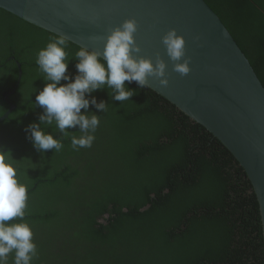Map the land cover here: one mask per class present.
<instances>
[{"label": "trees", "instance_id": "trees-1", "mask_svg": "<svg viewBox=\"0 0 264 264\" xmlns=\"http://www.w3.org/2000/svg\"><path fill=\"white\" fill-rule=\"evenodd\" d=\"M204 1L264 87V0ZM54 36L0 9V116L15 106L0 122V145L28 187L32 264H264L259 206L244 171L149 88L126 81L136 94L122 103L107 89L93 93L109 105L103 113L90 106L100 119L90 148L74 150L78 128L63 136L55 122L45 130L63 148L33 147L24 129L38 122L43 110L33 102L45 85L36 54ZM77 48L68 44L69 58Z\"/></svg>", "mask_w": 264, "mask_h": 264}, {"label": "water", "instance_id": "water-1", "mask_svg": "<svg viewBox=\"0 0 264 264\" xmlns=\"http://www.w3.org/2000/svg\"><path fill=\"white\" fill-rule=\"evenodd\" d=\"M0 9L45 32L64 35L75 46L99 52L102 37L135 18L140 55L154 60L159 53L167 64V87L149 77L146 88L201 125L232 154L256 196L264 249V87L204 0H0ZM173 28L185 38L186 57L191 58V71L185 76L172 70L161 42ZM17 67L15 87L22 76ZM14 108L10 105L0 122Z\"/></svg>", "mask_w": 264, "mask_h": 264}, {"label": "clouds", "instance_id": "clouds-1", "mask_svg": "<svg viewBox=\"0 0 264 264\" xmlns=\"http://www.w3.org/2000/svg\"><path fill=\"white\" fill-rule=\"evenodd\" d=\"M137 31V20L129 18L111 29L106 38H101L102 52L80 46L69 58V41L60 34L50 38L37 52L35 62L44 74L45 85L33 103L43 111L38 122L27 125L24 130L38 152L63 148L61 140L45 130L53 122L63 136H68V129L78 128L81 135L70 137L74 150L92 146L100 119L89 110L90 106L103 113L109 105L104 100L98 102L93 93L107 89L112 100L122 103L136 94L126 81L136 82L142 89L150 86L151 77L160 86L167 87L166 62L159 53L154 60L140 55L141 48L135 38ZM161 42L173 62L172 70L181 76L187 75L191 71V58L186 57L185 38L173 28L162 36ZM72 60L76 61L75 74L68 71ZM28 198V187L19 179L18 161L13 159L11 149L0 145V264H9L11 253H14L12 264H32L38 256L33 230L25 221Z\"/></svg>", "mask_w": 264, "mask_h": 264}, {"label": "flooded vegetation", "instance_id": "flooded-vegetation-1", "mask_svg": "<svg viewBox=\"0 0 264 264\" xmlns=\"http://www.w3.org/2000/svg\"><path fill=\"white\" fill-rule=\"evenodd\" d=\"M6 97V96H5ZM6 99V98H5ZM12 105L11 103H9V106Z\"/></svg>", "mask_w": 264, "mask_h": 264}]
</instances>
